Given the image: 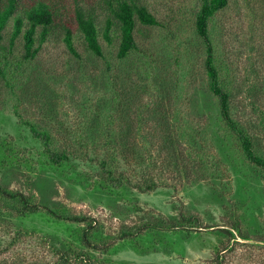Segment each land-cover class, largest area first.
<instances>
[{
	"label": "rangeland",
	"instance_id": "374dc122",
	"mask_svg": "<svg viewBox=\"0 0 264 264\" xmlns=\"http://www.w3.org/2000/svg\"><path fill=\"white\" fill-rule=\"evenodd\" d=\"M77 1L104 21L106 0ZM137 1L159 25L137 24L138 49L126 60L117 59V37L111 46L101 40L105 58L100 59L77 31L80 59L74 57L60 26L31 63L23 60L22 41L16 43L6 80L0 76V181L51 210L94 219L95 232L112 243L108 253L93 252L106 264H214L218 246L226 243L219 230L234 220L254 240H264V180L232 147L236 167L222 159L225 128L208 91L205 45L195 27L202 0ZM60 4L71 11L75 0ZM64 19L69 22V15ZM10 33L11 28L5 32L6 45ZM210 35L234 117L264 154V0H230L210 23ZM16 62L23 63L19 71ZM16 111L39 129H49L59 144L86 136L94 124L106 129L111 117L124 123L127 116L133 122L141 118L147 135L144 144L140 140L142 159L122 166L129 185L118 193L99 188V168L89 161L73 158L63 168L50 165ZM6 139L24 152L1 163ZM68 144L73 146V140ZM86 149L97 154L95 160L104 155L98 140ZM142 174L158 184L156 191L136 188ZM181 214L195 216L202 228L163 235L147 231ZM77 229L44 214L0 220V261L56 264L53 246L72 242ZM18 230L30 235L11 245ZM238 241L224 264H264V243Z\"/></svg>",
	"mask_w": 264,
	"mask_h": 264
},
{
	"label": "trees",
	"instance_id": "16d2710c",
	"mask_svg": "<svg viewBox=\"0 0 264 264\" xmlns=\"http://www.w3.org/2000/svg\"><path fill=\"white\" fill-rule=\"evenodd\" d=\"M229 1L202 0L201 7L196 13V33L205 45L208 91L217 104L219 120L222 127L225 128L224 138L227 146L223 145L222 147L227 151L226 154L223 153L222 159L227 160L229 166L236 167V155L231 156L229 153L230 147H232L242 161L261 172L264 180V154L258 152L254 138L249 134L247 128L234 117L231 92L221 76V67L218 64L215 46L210 35V23L219 12L228 6ZM60 2L61 0H0V76L3 79L6 80L7 71L11 65L10 58L13 57L16 43L19 40L22 41L23 60L31 63L36 60L56 27L62 28L64 35L62 40L67 50L78 59H80V54L75 46L76 31L82 35L87 49L100 59L105 58L101 40L111 46L114 45L117 37L119 39L117 59L123 61L138 49L135 37L137 24L150 27L159 25L158 20L148 7L137 0H106L104 8L106 16L102 23L98 22L94 10L84 8L77 0H75L74 8L71 11L67 10V7ZM66 15H69V22L64 19ZM9 28H11V33L9 43L6 45L4 42L5 32ZM22 64L16 62L13 65L14 70L19 71ZM15 113L19 117L20 123L29 127L34 139L40 142L43 155L50 165L63 168L73 158L95 163L100 171L95 181L97 186L105 191L111 193L124 191L130 180L123 174L122 166L127 165L133 159L139 164L142 159L139 149L142 148L140 145L146 142L147 135L143 133L141 118L137 122H133L127 116L126 123H124L111 117L110 125L106 129H100L98 125L94 124L89 126L86 136L79 139L67 138L65 143L59 144L49 129H39L34 123L21 118L19 112ZM118 122L120 128H117ZM219 138L221 139L220 136ZM70 140H73V146L68 144ZM97 140L102 144L104 155L95 160L97 154L87 151L86 147H89L90 143L95 144ZM140 140L142 144H140ZM75 143H79V146H75ZM18 151L24 152L13 145L12 139H6L1 146V163L17 160ZM24 162L27 163V161ZM141 177L142 181L136 184V188L140 192L147 193L157 190L158 184L155 181L146 177V174H142ZM35 214H44L58 222H70L78 225V229L74 231L72 242L61 244L60 248L53 246V254L58 258L56 264H106V260L95 258L93 252L108 253L112 243L95 232L93 225L96 221L94 219L84 215L70 216L62 211L51 210L47 205L39 203L31 196L20 191L10 190L0 181L1 221H7V218L12 216L23 219ZM192 227L202 228L195 216L181 214L179 220L154 224L147 231L155 230L158 235H163L169 231H195L190 230L193 229ZM219 232L223 234L222 239H225L226 243L222 241V247L218 246L214 264H224L225 255L232 252L235 245L240 244L239 238L244 241L264 243L262 238L254 240L249 234L243 232L239 220H234L226 226V229H221ZM29 235L28 230H18L11 245ZM126 236H130V234H125ZM138 250L142 249L138 248ZM0 264L29 263L19 260H1Z\"/></svg>",
	"mask_w": 264,
	"mask_h": 264
}]
</instances>
